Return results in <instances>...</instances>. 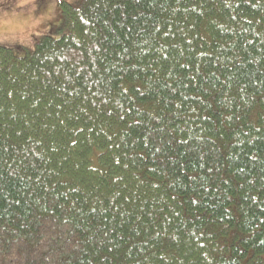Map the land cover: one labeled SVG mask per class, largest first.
Segmentation results:
<instances>
[{"label":"trees","instance_id":"1","mask_svg":"<svg viewBox=\"0 0 264 264\" xmlns=\"http://www.w3.org/2000/svg\"><path fill=\"white\" fill-rule=\"evenodd\" d=\"M60 12L0 46V264H264V0Z\"/></svg>","mask_w":264,"mask_h":264},{"label":"rangeland","instance_id":"2","mask_svg":"<svg viewBox=\"0 0 264 264\" xmlns=\"http://www.w3.org/2000/svg\"><path fill=\"white\" fill-rule=\"evenodd\" d=\"M82 0H0V46L32 51L44 35L56 36L61 26L60 2Z\"/></svg>","mask_w":264,"mask_h":264}]
</instances>
